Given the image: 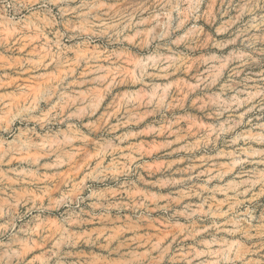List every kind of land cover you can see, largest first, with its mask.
<instances>
[{
    "label": "rangeland",
    "instance_id": "obj_1",
    "mask_svg": "<svg viewBox=\"0 0 264 264\" xmlns=\"http://www.w3.org/2000/svg\"><path fill=\"white\" fill-rule=\"evenodd\" d=\"M0 264H264V0H0Z\"/></svg>",
    "mask_w": 264,
    "mask_h": 264
}]
</instances>
